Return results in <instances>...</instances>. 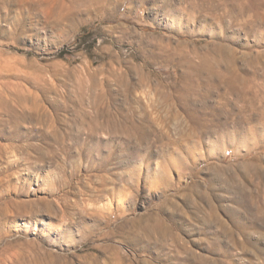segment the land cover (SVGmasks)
Returning a JSON list of instances; mask_svg holds the SVG:
<instances>
[{"label": "rangeland", "instance_id": "374dc122", "mask_svg": "<svg viewBox=\"0 0 264 264\" xmlns=\"http://www.w3.org/2000/svg\"><path fill=\"white\" fill-rule=\"evenodd\" d=\"M0 264H264V0H0Z\"/></svg>", "mask_w": 264, "mask_h": 264}, {"label": "bare ground", "instance_id": "6f19581e", "mask_svg": "<svg viewBox=\"0 0 264 264\" xmlns=\"http://www.w3.org/2000/svg\"><path fill=\"white\" fill-rule=\"evenodd\" d=\"M9 3H14V2H16L17 0H7ZM21 1V0H20ZM242 11V10H241ZM233 60V58H231L230 59V61H232ZM254 60H256V59H254ZM205 63V62H204ZM215 65H219V64H215ZM211 67V69H210V77L212 78L213 77V69H214V66L212 67V66H210Z\"/></svg>", "mask_w": 264, "mask_h": 264}]
</instances>
